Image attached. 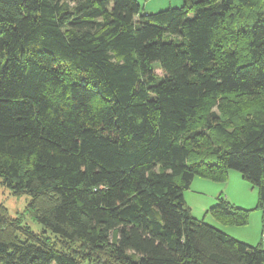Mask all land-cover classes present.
<instances>
[{"label":"trees","instance_id":"16d2710c","mask_svg":"<svg viewBox=\"0 0 264 264\" xmlns=\"http://www.w3.org/2000/svg\"><path fill=\"white\" fill-rule=\"evenodd\" d=\"M184 2L0 0V264H264L184 197L236 170L264 209L263 0Z\"/></svg>","mask_w":264,"mask_h":264},{"label":"rangeland","instance_id":"374dc122","mask_svg":"<svg viewBox=\"0 0 264 264\" xmlns=\"http://www.w3.org/2000/svg\"><path fill=\"white\" fill-rule=\"evenodd\" d=\"M142 14L157 13L170 7L180 8L184 6V0H138ZM264 4V0H263ZM163 75L161 70L156 71ZM233 175V176H230ZM197 180L204 184L192 186L184 193L188 206L192 209V216L197 220L219 228L233 238L250 246H261L264 249V209L259 208L258 190L245 180L242 174L231 170L227 181L209 182L208 180ZM206 181V182H202ZM220 196H223L237 208L249 210V219L246 225H225L219 222L209 210L215 206ZM30 198L27 196L16 197L8 189L0 186V203L9 210L10 215L22 214ZM33 231L41 232L42 226L29 217L24 221Z\"/></svg>","mask_w":264,"mask_h":264},{"label":"crops","instance_id":"0c3cea01","mask_svg":"<svg viewBox=\"0 0 264 264\" xmlns=\"http://www.w3.org/2000/svg\"><path fill=\"white\" fill-rule=\"evenodd\" d=\"M230 176H233V175H230ZM199 178H200V177H196V178L194 179V181H193V183H192V186H194V184H195L196 182H198V183H196V186H197V184H198V186H199V185H203L202 187H203V188H206L205 185H204V184H206V183H201V182L197 181V180H200ZM201 179H202V180H207V179H203V178H201ZM208 181H209V180H208ZM202 182H206V181H202ZM209 182H211V181H209ZM192 186H191V187H192ZM185 200H186V197H185ZM186 203H187V201H186ZM187 205H188V203H187ZM191 211H192V209H191Z\"/></svg>","mask_w":264,"mask_h":264}]
</instances>
